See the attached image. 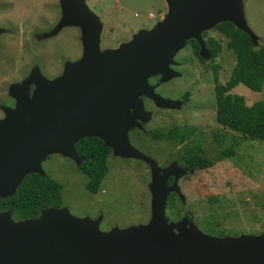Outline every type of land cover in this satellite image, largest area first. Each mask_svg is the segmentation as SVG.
<instances>
[{
    "label": "water",
    "instance_id": "obj_1",
    "mask_svg": "<svg viewBox=\"0 0 264 264\" xmlns=\"http://www.w3.org/2000/svg\"><path fill=\"white\" fill-rule=\"evenodd\" d=\"M165 3L164 19L150 30L140 31L115 49L100 50L98 16L82 0H60L61 19L53 33L69 25L79 27L81 57L66 64L56 78L47 79L36 70L21 85L23 90L11 86L8 90L15 105L2 108L0 119V199L11 197L28 174L44 177L41 164L52 154L78 167L81 159L74 145L83 138H97L112 154L150 166L149 221L103 232L101 217L76 218L63 207L20 222H14L10 212H0V264H264L263 238L246 234L213 238L193 225L186 228L184 219L174 234L165 205L170 192L183 200L177 187L179 176L166 187L175 166L159 168L130 144L128 132L142 129L150 119L142 97L156 108H180L179 101L156 93L148 80L160 76L165 83L180 77L170 65L188 40H196L200 56L206 58L201 34L229 22L247 34L254 47L260 44L247 26L240 0ZM30 84L34 89L29 95Z\"/></svg>",
    "mask_w": 264,
    "mask_h": 264
},
{
    "label": "rangeland",
    "instance_id": "obj_2",
    "mask_svg": "<svg viewBox=\"0 0 264 264\" xmlns=\"http://www.w3.org/2000/svg\"><path fill=\"white\" fill-rule=\"evenodd\" d=\"M13 1L0 0V16L12 13L11 17L17 19V22H14L17 24L15 28H19L18 32L23 34L17 40L19 48L24 51L23 66L18 68L15 66L14 63L18 62L16 56L10 57L9 65L0 64V106L5 105L7 100L5 92L13 85L21 86L25 81L24 79L20 85L14 82L15 79L19 82V78L25 77L31 67H34L33 70L41 67L49 77L51 75L46 71L45 65L49 64L47 68L50 69L58 67L59 73L56 76L58 77L66 64L75 61L68 57L76 56L82 47L79 39L81 32L72 28H64L53 41H50L52 38L42 41L47 39L46 34L50 36L55 34L48 29L61 19L60 0H27L28 3L37 1L41 7L37 23V33L42 34L40 42L29 36L31 27L24 30L26 23L32 24L30 16L17 15L24 12L21 8L26 0H17L15 6ZM240 1L248 28L264 42V0ZM82 2L104 24L102 48L107 44L108 47L115 49L122 43L131 41L140 31L150 30L158 21L163 20L167 13L165 0H82ZM52 12L55 18H52ZM43 15V18L49 20V24H44V19H41ZM126 19L130 22L127 23ZM0 27L4 28L6 25ZM128 29L132 32L130 33ZM205 33L210 36L218 34V31L214 28ZM40 54L43 58H40ZM80 57L81 52L77 58ZM177 60L188 64L182 69L184 75L181 79H174L171 83L161 86L158 91L170 95L173 90L174 95H178L183 89L187 90L193 104L172 117L163 111L150 112V119L141 125L142 129L144 125L148 129L166 128L167 124L197 126L198 128L194 130H202V137L207 144L215 146L216 149L212 150L216 151L218 162L208 170L198 171L179 181V192L183 200L177 193V196L170 197L171 200L167 197L165 216L168 223L175 226L172 232L179 233L178 223L184 219L187 220L186 228L193 225L199 232L213 238H237L246 234L264 239V143L250 141L240 133L216 122L214 66H219L218 83L224 84L235 65V56L224 45L217 59L204 65H197L188 50L180 52ZM231 92L242 95L247 105L255 102L264 104V89L256 93L239 85ZM142 149L146 150L147 145ZM226 149H233L235 155L220 159V153ZM141 152L143 153L142 150ZM140 161L142 162L107 159L108 172L102 181L100 191L96 194L86 191L87 177L79 172L74 162L68 158L52 154L42 162L41 167L46 175L62 185L61 207L67 208L76 218L96 220L101 217L99 229L106 232L116 227L123 229L141 225L148 222L151 217L149 189L151 169L145 161ZM160 163L163 164V159Z\"/></svg>",
    "mask_w": 264,
    "mask_h": 264
},
{
    "label": "trees",
    "instance_id": "obj_3",
    "mask_svg": "<svg viewBox=\"0 0 264 264\" xmlns=\"http://www.w3.org/2000/svg\"><path fill=\"white\" fill-rule=\"evenodd\" d=\"M216 29L227 37V48L235 56V65L224 84L217 81L219 66L213 70L216 122L250 141L264 143V104L255 102L247 105L242 95L231 92L239 85L256 93L264 89V42L259 40L260 44L254 47L249 36L229 22L218 24ZM210 49L214 56L221 52L222 47L213 42ZM74 146L81 159L77 170L87 177L85 189L96 194L108 172L110 149L97 138H83ZM234 155L233 149H226L219 158ZM207 164L211 165L208 161ZM61 192L62 185L48 175L28 174L11 197L0 199V211L10 212L12 220L34 219L44 210L61 208Z\"/></svg>",
    "mask_w": 264,
    "mask_h": 264
},
{
    "label": "flooded vegetation",
    "instance_id": "obj_4",
    "mask_svg": "<svg viewBox=\"0 0 264 264\" xmlns=\"http://www.w3.org/2000/svg\"><path fill=\"white\" fill-rule=\"evenodd\" d=\"M37 1H35L34 3H28L27 0L25 2H23L21 9L24 12L18 13L17 15H21V16L23 15L26 17L30 16V19H32V24L26 23L24 30H26L28 27H31L32 29L29 30V36L33 40L40 42V40L42 38V34L37 33V23L39 22L38 18H40V15L38 14V12H39L41 7H39L40 5L37 3ZM13 2H14V6H15L17 0H14ZM9 3L11 4V1H9ZM11 14L12 13H7L6 16L5 15H3L2 17L0 16V26L6 25V27H4V28L0 27L1 29H3V32L0 33V55H1V63L0 64L4 65V66L9 65L11 63L10 57L16 56L18 62L14 63V64L18 68V67L23 66L22 57L24 56V51H23V49L19 48V46L17 44V40L23 34L18 32L19 28L18 29L15 28V26L17 24H14V22L16 23L17 19L11 17ZM55 15H56V12H55ZM52 16H53L52 18H55L54 12H52ZM43 17H44V15L42 16L41 19H44V24L45 25L49 24V20L47 18H43ZM59 21H60V19H59ZM59 21L56 23L55 26H53V27L51 26L48 30L54 31V29L58 26ZM126 21H127V19H126ZM129 22L130 21H127V23H129ZM129 26H130V24H129ZM64 28L77 29L79 31V33L81 32L79 27H76L74 25H69V26H65V27L60 28L54 35L50 36V35L46 34V36H48L47 39H42V41L48 40L50 38H52V39H50V41L55 40L59 36L57 34H60ZM103 30H104V24H103ZM128 30L130 33L132 32L131 29H128ZM215 30H217V29L215 28ZM102 32L100 35V50L112 49L113 47H108L109 45L107 46V44L104 45L105 46L104 48L101 47V44H103L102 43L103 42ZM217 35H219V37H217ZM201 37L204 40L205 48L207 51V57L206 58H202L199 54V51H200L199 43L194 39H190L186 42L185 47L181 51H179L176 54V56L174 57V64L170 65V68L172 70L181 74L180 77L173 78V79H171L165 83L159 82L161 79L160 76L152 77L148 80L150 85L156 86V89H155L156 93L160 94L164 98H169L171 100L179 101L178 105L181 107L180 110L171 109V108L170 109L156 108L153 101H151L150 99H148L146 97H142V102L144 104V109L146 111H149L152 113H157L159 111H163L172 117L176 113H178L180 111L181 112L184 111L185 109L189 108L190 105L193 104L192 100H191V95L189 94V92L187 90L183 89L182 92H180L178 95H174V91L172 90L170 95H169V94L161 93L160 91H158V89L165 84L171 83V81L174 79H181L182 76L184 75L182 72V69L187 67L188 64L186 65V63H182L181 61L177 60L178 54L180 52H182L183 50H188L190 52V56L195 58L197 65H204L207 62L215 61L217 59V57L219 56V54L222 52L223 46L226 45V47H227V40L228 39L224 34L220 33L219 31H218V34L210 35V36H208L205 32H203ZM79 39H80V37H79ZM14 42H16V44ZM213 42H216L217 44H219L222 47L221 52L217 55H214V56L212 55V52L210 49ZM45 43H47V41H45ZM80 52L82 54V47L80 48V51L77 53L76 56L74 55V57H68V58L73 60V61L74 60L76 61V60H78L77 56ZM39 56H40V58H43V55L40 54ZM2 63H5V64H2ZM39 65H40V63H39ZM47 65H49V64L45 65V67L47 69V70L46 69L45 70L48 73H50L49 74V75H51L50 77L46 76V73L43 71V69L41 67L37 68L35 70H33L34 67H31L29 69V71L27 72L25 77L23 76V77L19 78V82H18V80L15 79L14 82L19 83L21 85L22 81H24V79L26 80L30 76V73L33 71L35 72L36 70L39 71L44 77H46L48 79H53L59 73L58 67L57 68L52 67L50 69V68H47ZM216 66H218V65H216ZM216 66H214V67H216ZM214 87H215V85H214ZM24 88H23V86H21L19 91L21 89L23 90ZM26 89L28 91V94L30 95L34 89V85L30 84L28 87H26ZM4 96H6L7 100L5 102V105H2V106H5V108H10V109L13 108L15 105V99L11 96V94L9 93V90L5 92ZM2 106H0V110H1L0 111V119H2L4 116V111L2 109ZM195 128L197 129L198 127L197 126L192 127V126H188L185 124H167L166 128L160 127V128L148 129L147 126L144 125L142 130H140L137 127L133 128L131 131L128 132V137H129L130 144L134 148H136L140 151L142 150L146 156L154 159L159 168H165L168 165H175L176 175H171L167 178L166 187L170 188L172 186L174 179H175V176H179L177 179V187H178V190L180 191L179 181L181 179L187 177L188 175H193L198 171L208 170V169L212 168L218 162V155H215L216 151L212 150V149H216L215 146L212 145L211 143L207 144V142L202 137V135H203L202 130H200V129L194 130ZM145 145H147V149L143 150L142 148ZM110 158L117 160V161H123V162L131 161V160H134L137 163L142 162L140 160H136V159H132V158L123 159L119 156H115L114 154H112L111 149H110V154H109L107 159H110ZM161 159H163V164L160 163ZM204 161L206 162V164H204ZM207 161L210 162L211 165H208ZM203 166H205V167H203ZM177 170H180L181 172H177ZM184 171H185V175H184ZM149 174H150V179H151V172L150 171H149ZM173 196H177L175 192H170L168 194V197H173ZM0 212H4V211H0ZM185 217L190 218V216H185ZM13 221L14 222H20L19 220H13ZM146 223H144V224H146Z\"/></svg>",
    "mask_w": 264,
    "mask_h": 264
},
{
    "label": "bare ground",
    "instance_id": "obj_5",
    "mask_svg": "<svg viewBox=\"0 0 264 264\" xmlns=\"http://www.w3.org/2000/svg\"><path fill=\"white\" fill-rule=\"evenodd\" d=\"M101 22V21H100ZM101 25H102V23H101ZM102 31H103V25H102Z\"/></svg>",
    "mask_w": 264,
    "mask_h": 264
},
{
    "label": "built area",
    "instance_id": "obj_6",
    "mask_svg": "<svg viewBox=\"0 0 264 264\" xmlns=\"http://www.w3.org/2000/svg\"><path fill=\"white\" fill-rule=\"evenodd\" d=\"M150 17H151V15H150Z\"/></svg>",
    "mask_w": 264,
    "mask_h": 264
}]
</instances>
